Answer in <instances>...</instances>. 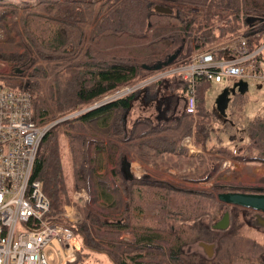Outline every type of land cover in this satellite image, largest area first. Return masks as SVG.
<instances>
[{"label":"trees","instance_id":"trees-1","mask_svg":"<svg viewBox=\"0 0 264 264\" xmlns=\"http://www.w3.org/2000/svg\"><path fill=\"white\" fill-rule=\"evenodd\" d=\"M17 2V9H22L25 14L21 34L26 41V50L18 55L2 54L0 61L13 64V75L25 72L28 79L12 87L0 85V88L29 93L33 120L39 124L46 123V116L81 109L124 85L143 83L171 69L177 61L155 72L144 68L151 66L155 59L144 58L136 62L125 56L101 54L95 50L93 43L105 35L126 34L151 40L155 32L162 37L171 54L179 47H182L180 54H184L187 48L191 51L203 50L214 43L231 42L244 35L247 37L248 52L256 53L254 61L258 63L264 60V2L260 0H35L33 6H27V1ZM158 5L171 8L172 15L155 14L154 6ZM1 7L8 6L0 3ZM154 18L155 22L160 23L157 28L152 21ZM89 26L92 27L90 31L87 30ZM223 55V52H219L214 57L219 60ZM157 60H163V56ZM163 84L166 91L162 88ZM210 85L204 78L196 80V120L184 110L180 117H172L176 107L185 105L187 91V84L181 76L173 74L85 112L66 122L64 130L55 127L44 136L32 179L42 184L52 222L69 228L78 238L80 258L77 264H264V242L247 235L241 246L244 254L241 251L235 259L232 256L234 253L231 255V248L237 244L231 242L234 239L221 238L211 259L184 252L188 245L206 243L218 236L220 231L212 226L226 210L230 221L240 218L243 222L241 233L243 226L258 231L245 221L244 210L234 208V211H229L228 206L217 200V195L226 192L264 193V189L213 185L210 190L198 191L180 188L146 174L126 180L121 172L124 148H131L140 163L164 171H181L184 164L189 162L183 141L190 136L205 152H215L206 147L213 130L210 124L212 117L204 108V95ZM162 93L164 100L161 99ZM138 98L157 102L160 111L157 122L146 120L148 125L145 130L134 134V129L127 128V115ZM242 102V94L235 93L233 106L241 110ZM109 119V142L90 135L89 123L99 121L106 124ZM140 124L142 119L139 118L135 127ZM232 137L234 139V135ZM246 138L243 156L246 152L245 158L264 162V118L256 117L249 123ZM63 142L72 165V191L67 186L64 174ZM216 142H220L219 137H216ZM114 148H118L119 157L111 174L118 179L117 190L122 195L125 210V222L119 228L134 234L135 244L119 239L99 241L95 230L108 225L88 203L81 209L76 207L82 218L81 223L71 224L62 218L64 207L71 202L72 192L89 191V175L95 162L92 149L113 161ZM247 154H250L249 157ZM210 172L208 169L202 173L198 171L197 178L205 180ZM171 196L179 199L175 209L171 208ZM150 204L159 205V212L145 229L157 235L166 229L173 244L164 249V253L163 250L154 251L159 255L157 263L137 262L136 259L146 258L145 254H150L147 248L154 240L149 235H142L144 225L138 222L135 212L144 213ZM205 218L211 222V226L200 224ZM228 228L226 232L232 230V235L237 234L232 223ZM105 244L108 249L104 248Z\"/></svg>","mask_w":264,"mask_h":264},{"label":"rangeland","instance_id":"rangeland-1","mask_svg":"<svg viewBox=\"0 0 264 264\" xmlns=\"http://www.w3.org/2000/svg\"><path fill=\"white\" fill-rule=\"evenodd\" d=\"M17 1H27L29 3L27 6L35 5L33 4L35 0H9V1L0 2L8 6V7L0 8L3 9L0 10V55L2 54L18 55V54H23L26 50L24 46L26 41L21 34L22 33L21 22L25 14L23 13L22 9L19 10L17 9L19 6ZM90 1H94V0H90ZM260 1L264 2V0H260ZM15 9L17 11H15ZM152 21L155 22L156 19L154 18ZM159 25H160L159 22L154 23L155 28L159 27ZM91 28L92 27L89 26L87 30L90 31ZM220 43L223 42L214 43L213 45H217ZM93 47L97 52H100L101 54L125 56L135 60L136 62H141V60L144 58L155 59L151 63V66L153 65L155 66L157 62H165L168 59L166 55L168 54L171 55V52H168V47L162 41V37L155 32H154V37L151 38V40L150 39L141 40L126 34L120 36L105 35L99 38L97 41H95L93 43ZM191 50L192 49L187 48V52H185L184 54H180L176 59L177 60L176 63L183 60L185 57L189 56L191 53L194 52ZM162 56H163V60H157ZM182 56L184 57L183 59L181 58ZM12 67L13 64L5 61L4 62L0 61V85H4L5 87H12L24 81H27L28 76L26 75L25 72H23L21 75H13ZM139 78H141L140 79L141 81L142 75ZM240 83L243 84V87H240ZM126 87H130V88L136 87V89L134 90L136 91L142 88V82L136 85H132V84L124 85L121 88H126ZM234 93H241L243 96L241 110H239L237 107H234L232 104ZM205 95L207 96L206 108L208 112L213 116V117L211 116L212 117L211 119L213 121L210 123L212 126L211 128L214 130L215 128L225 127L224 128L225 130H229V127H231L230 135H234V139L232 136H230V140L233 139V141H238L241 138L246 140L247 139L246 130L249 126V123L256 117L264 118V80L263 79L247 80V79L223 78L221 85L212 83L211 86L205 92ZM220 97H223L222 103L220 101ZM142 102H143L142 98H139L135 103H133V106L127 115V128L128 130L134 129V134H139L145 130V128L148 125L146 123V120H150L155 123V119H154L155 114H153V111L151 112L149 111L148 113H145L146 108L144 107V104ZM222 108L225 109L222 110ZM74 110L75 109L71 110L70 113L67 112L69 114L68 115L66 114L65 117L74 115L76 113V111ZM63 114L64 113L46 116L45 122L53 123L57 119L62 118L64 116ZM139 114H141L142 116H140ZM138 116L141 117L142 124L135 127L136 126L135 123H137L139 119ZM196 116L197 114L192 118L196 120ZM74 119L75 118L67 119L66 121L54 125L53 128L58 127V130H64L65 127L64 124ZM87 126L89 127V133L91 136L100 137L104 140H108L109 142V137L111 133V128H110L111 119H109L106 122V124H103L102 122L99 121H94L89 123ZM213 130L212 132H214ZM226 133H227L226 131H221V132L219 131L217 133H214L213 135L219 137L224 142H226L227 140H229L226 136ZM216 137L214 138L216 139ZM188 138L190 139V137ZM186 139L187 138L184 139V145L187 146ZM63 145L64 142L62 143V146ZM243 150L244 149H239V151H243ZM114 151H115L114 159L113 161H110L104 155L100 153H96L94 152V149H92L91 155L95 159V162H94V169L90 172L89 175L90 176L89 191L86 192L85 190H83L80 193L72 192L71 202L69 205L64 207V213L65 211H67L66 210L67 208H71L68 209L69 212L75 213L79 219L78 223H81L82 218L76 206H79V209H81L85 203H88L91 209L96 213V215L102 218L103 221H105V223L108 225L106 228L95 230V235L99 241H103L105 239H119V240H125V242L129 244H135L136 242L135 235L123 231V229L119 228L122 225V223L125 222V218H124L125 210H124L122 195L117 190L118 179L113 178L111 174V170L116 165L115 161L119 157L118 148H114ZM123 153H124V159H126L127 162L130 164L129 169L131 174L134 177L139 178L138 175L140 176L142 174V163L138 162L139 159L137 158L136 153L131 148L129 149L124 148ZM206 153L209 154L210 152H206ZM245 154L246 152L244 153L243 156L244 158H245ZM62 155H63V164H64V174L66 177L67 186L70 189V191H72V186H73L72 165L67 147L65 145L62 147ZM249 155L250 154H247V157H249ZM219 157H223V158L222 159L218 158L217 163L215 162L214 159L212 163H209V159L206 157L204 158L199 157L196 159L188 158L189 162L184 164L183 169L179 172L193 179L186 180V178L178 176V174L171 175L170 173L164 170H159L160 173H158V175H156L157 173H155L156 176L155 178L161 181H165L169 184H173L180 188L198 190V191L210 190V188L213 186L212 180L201 181L202 180L201 178H197L199 176L198 171L202 173L208 169L212 172V170H217V168L220 167L223 171H225L226 168H229L231 166V162H230L231 159H225L227 156H222V155H219ZM144 167L147 169H151L149 165L144 164ZM228 173L229 172H225L224 174H226V176H231L233 172L231 174ZM224 174H221V176H217L216 180L217 181L221 180L222 182H220V184H215V185H221L224 181H226V176H224ZM258 179H259L258 183L260 185L257 184L252 187L249 186H233V187L253 188L260 190L264 189V186H261L262 184H264V182L262 181L261 178ZM259 194H264V193H259ZM79 195L83 197H80ZM170 199H171V208L175 209V206H178L179 199H177L174 196H171ZM228 209L229 211L235 210L234 208L231 207H228ZM236 209H240V208H236ZM241 210L243 211V209ZM244 211H245L244 212L245 221L247 223H251L252 226L255 227L261 233L257 234L254 230H251L247 227L244 228V226L242 227L243 233H241L240 228L243 225V222H241L240 218H233L230 221L229 226L232 223V228L233 229L236 228V233H237L236 235H232V230L230 232H226L228 231L229 229L228 228L227 230H225L224 233L219 232L220 234L216 236L213 240H208L206 242L208 244L214 245V255H215V251H217L218 241L221 238H224L226 240L234 239L231 240V242L233 241L237 242L234 248H231L233 249L231 255L234 253V255H232L234 259L235 257L238 256V254L241 251H243L244 254V250L241 249V246L242 244L245 243L246 235L260 242H264V225L261 226L256 223L254 212H250L247 210ZM158 212H159V205H154V204L147 205L145 212L142 214L135 212V215L138 218V222L144 225V227H142V235L144 234L149 235L154 240L151 246L147 248V251L148 253L150 252V254H145L146 258L136 259L135 261L137 262L157 263L159 260V255L154 254V251L163 250L164 253V249H166L167 247L173 244L170 241L169 235H167L168 232H166L167 231L166 229L163 230L164 232H162L161 235L160 234L157 235L153 233L151 230L145 229V227H149L153 223V219L156 217ZM200 224L205 227L209 225L211 226V222L207 218L201 220ZM238 241L240 242L239 246H238ZM199 244L200 243H194L186 246L184 248V252L187 254L197 253L206 258L204 249L200 247ZM104 248L108 249V246L105 244ZM79 258L80 257L78 253V258L76 262H73L71 264H77ZM152 260H155V262H152ZM88 264H101V263L93 262Z\"/></svg>","mask_w":264,"mask_h":264},{"label":"built area","instance_id":"built-area-1","mask_svg":"<svg viewBox=\"0 0 264 264\" xmlns=\"http://www.w3.org/2000/svg\"><path fill=\"white\" fill-rule=\"evenodd\" d=\"M246 41L247 37L240 35L231 42L194 51L171 69L143 82L142 87L179 74L187 84L184 111L194 117L197 113L195 83L198 78L210 83H220L223 78L264 80V60L254 61L256 53L248 52ZM219 52L224 55L217 60L214 55ZM135 89L120 88L74 110V115L65 117L70 112L65 113L53 123L39 124L33 120L29 93L0 88V264L76 262L80 251L77 237L69 228L52 222L42 184L32 179L40 143L54 125L126 96ZM68 209L71 208L66 209L62 218L77 224L78 216Z\"/></svg>","mask_w":264,"mask_h":264},{"label":"crops","instance_id":"crops-1","mask_svg":"<svg viewBox=\"0 0 264 264\" xmlns=\"http://www.w3.org/2000/svg\"><path fill=\"white\" fill-rule=\"evenodd\" d=\"M215 84L221 85V82L215 83ZM162 88L164 91H166L165 84L162 85ZM163 97H164V93L161 94V99L164 100L165 97L164 98ZM206 98H207V96L204 95V108L208 112V110L206 108ZM142 101H143L142 103L144 104V107L146 108L145 113H148L149 111L150 112L153 111V114H155L154 119L157 122L158 121L157 117L159 116V111H160V108H158V103L157 102L154 103L151 101L150 102L145 101L143 99H142ZM183 110H184V105L183 106L180 105V106L176 107L172 113V117L173 118L180 117ZM139 115L142 116L141 114H139ZM210 116H212V115L210 114ZM138 118L141 119V117H139V116H138ZM219 131L220 132L226 131L227 132L226 136L229 140L224 142L222 139H220V142H216V139L214 138L216 136H214L213 134L217 133ZM230 131H231V127H229V130H225L224 127L214 129V132H212L211 139L208 142V144L206 145V147L210 150H214L215 152H212L209 154H207L203 148H201L200 146H198L194 142L193 136H190V139L189 138L186 139L187 146L184 145V141H183V146L185 147V149L187 151V157L193 158V159H196L199 157L200 158L206 157L209 159V163H212L213 159L217 163L218 158H221V159L223 158V157H219V155L227 156L225 159H231V161H230L231 166L229 168H226L227 171L226 170L223 171L221 169V167L219 166L220 168H217V170H212V172L209 173L207 179L202 180V181L212 180L213 185L220 184V182H222V181L221 180L217 181L216 180L217 176H221V174H224L225 172H229L228 174H231L233 172L231 174V176H226V174H224V176H226V181H224L221 185H225V186H227V185H229V186H249V187H252V186L257 185V184L260 185L258 183V181H259L258 178H261L262 181L264 182V162L259 161L256 158H249V159L244 158L243 157V151H239V149L245 148L246 140H244L243 138L239 139L238 141H233L232 139L230 140V136H233V135H230ZM233 142H236V143H233ZM220 151H223V152H220ZM223 161H225V160H223ZM159 170L160 169L156 170L153 167H151V169H147L144 167V164L142 163V174H146L148 176L155 178L156 177L155 173H157L156 175H158V173H160ZM166 172L170 173L171 175L178 174V176L186 178V180L187 179L188 180L193 179L191 177H184L186 175L181 174L179 171L169 170ZM199 180H201V179H199ZM260 183H261V181H260ZM261 186H264V184H262ZM79 196H81V195H79ZM76 207H79V206H76ZM247 215H249V214H247ZM248 224L252 226L251 223H248ZM254 231L257 234L261 233V232H258L256 230H254Z\"/></svg>","mask_w":264,"mask_h":264},{"label":"water","instance_id":"water-1","mask_svg":"<svg viewBox=\"0 0 264 264\" xmlns=\"http://www.w3.org/2000/svg\"><path fill=\"white\" fill-rule=\"evenodd\" d=\"M1 1H9V0H0ZM154 12L158 15H172L173 11L171 8L162 7V6H154ZM182 47H179L177 50L174 51L171 55H168V59L165 62H157L154 66H144L145 69L151 71H161L163 68L168 67L171 63H173L178 56L180 55ZM240 87H243V84L240 83ZM220 101L222 103L223 97H220ZM225 108H222L224 110ZM130 164L127 162L126 159L122 160L121 165V172L126 180H132L134 176L130 172ZM217 200L228 207L231 208H240L243 210H247L250 212H254L256 223L258 225H264V194H255V193H242V192H226V193H219L217 195ZM230 223L229 213L226 210L221 217L213 226L212 228L216 231H225L228 229ZM200 247H202L207 255L208 259H211L214 255V245L200 243Z\"/></svg>","mask_w":264,"mask_h":264},{"label":"flooded vegetation","instance_id":"flooded-vegetation-1","mask_svg":"<svg viewBox=\"0 0 264 264\" xmlns=\"http://www.w3.org/2000/svg\"><path fill=\"white\" fill-rule=\"evenodd\" d=\"M205 255H207L206 251L204 250Z\"/></svg>","mask_w":264,"mask_h":264}]
</instances>
